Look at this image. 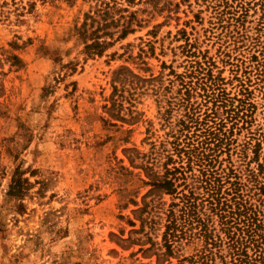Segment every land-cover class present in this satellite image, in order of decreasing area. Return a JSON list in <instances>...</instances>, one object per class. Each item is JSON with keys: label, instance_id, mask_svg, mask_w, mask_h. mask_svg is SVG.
I'll return each instance as SVG.
<instances>
[{"label": "rangeland", "instance_id": "obj_1", "mask_svg": "<svg viewBox=\"0 0 264 264\" xmlns=\"http://www.w3.org/2000/svg\"><path fill=\"white\" fill-rule=\"evenodd\" d=\"M116 2L118 31H134L89 57L78 29L112 0H0V264H189L180 260L202 250H166L172 198L153 192L144 167L184 114L175 103L195 61L189 46L236 90L219 51V0ZM259 16L252 9L246 26ZM123 68L140 80L114 95ZM245 135L235 130L236 145ZM17 170L30 182L21 199L8 194Z\"/></svg>", "mask_w": 264, "mask_h": 264}, {"label": "trees", "instance_id": "obj_2", "mask_svg": "<svg viewBox=\"0 0 264 264\" xmlns=\"http://www.w3.org/2000/svg\"><path fill=\"white\" fill-rule=\"evenodd\" d=\"M112 1L111 10L86 15L78 29L88 36L89 57L103 56L134 31L129 24L118 31L123 16L113 15L117 2ZM252 9L260 14L253 28L246 26ZM215 11L217 29L222 28L218 36L222 63L231 66L230 83L236 82V90L228 92L222 71L214 75L216 63L205 60V55L199 58L195 44L189 46L195 61L186 76L189 80H181L185 91L175 103L184 114L175 125L170 123L168 137L158 148L153 144L155 156L144 169L155 183L153 192L172 198L163 234L166 250L173 253L183 241L202 246L199 254L180 262L264 264V122H257L259 108L264 120V0H219ZM115 75L114 95L120 87L124 91L129 80H140L128 68ZM194 95L203 101L196 104ZM202 106L207 107L203 113ZM235 130L246 131L242 145H236ZM234 155L241 162L238 167ZM29 189L30 182L17 170L8 194L21 199ZM23 207L19 205V212Z\"/></svg>", "mask_w": 264, "mask_h": 264}]
</instances>
